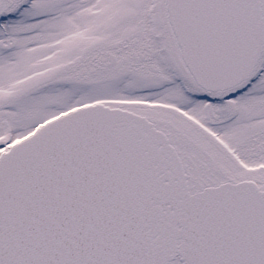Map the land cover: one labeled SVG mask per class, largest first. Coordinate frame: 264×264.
<instances>
[{
    "label": "snow or ice",
    "instance_id": "obj_1",
    "mask_svg": "<svg viewBox=\"0 0 264 264\" xmlns=\"http://www.w3.org/2000/svg\"><path fill=\"white\" fill-rule=\"evenodd\" d=\"M0 264H264V0H0Z\"/></svg>",
    "mask_w": 264,
    "mask_h": 264
}]
</instances>
